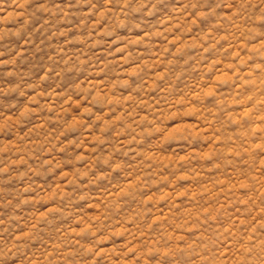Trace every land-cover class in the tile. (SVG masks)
<instances>
[{"label": "rangeland", "instance_id": "obj_1", "mask_svg": "<svg viewBox=\"0 0 264 264\" xmlns=\"http://www.w3.org/2000/svg\"><path fill=\"white\" fill-rule=\"evenodd\" d=\"M0 264H264V0H0Z\"/></svg>", "mask_w": 264, "mask_h": 264}]
</instances>
